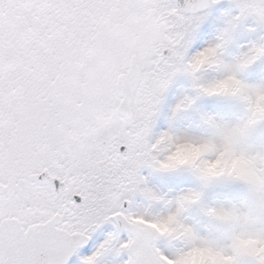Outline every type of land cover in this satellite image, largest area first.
I'll return each instance as SVG.
<instances>
[{
  "label": "snow or ice",
  "instance_id": "1",
  "mask_svg": "<svg viewBox=\"0 0 264 264\" xmlns=\"http://www.w3.org/2000/svg\"><path fill=\"white\" fill-rule=\"evenodd\" d=\"M0 264H264V0H0Z\"/></svg>",
  "mask_w": 264,
  "mask_h": 264
},
{
  "label": "rangeland",
  "instance_id": "2",
  "mask_svg": "<svg viewBox=\"0 0 264 264\" xmlns=\"http://www.w3.org/2000/svg\"><path fill=\"white\" fill-rule=\"evenodd\" d=\"M108 231H109V230H108ZM106 233H107V231H104V229H103V230H101V232H99V233L94 237V239L97 240V245H96V246H98L99 243H101V242L103 241V239L105 238V234H106ZM94 249H95V247L92 248V250H91L89 253H87L86 255L91 254V252L94 251Z\"/></svg>",
  "mask_w": 264,
  "mask_h": 264
},
{
  "label": "trees",
  "instance_id": "3",
  "mask_svg": "<svg viewBox=\"0 0 264 264\" xmlns=\"http://www.w3.org/2000/svg\"><path fill=\"white\" fill-rule=\"evenodd\" d=\"M96 245H97V240H94L93 243H92V246H91L90 250H91L92 248H94Z\"/></svg>",
  "mask_w": 264,
  "mask_h": 264
},
{
  "label": "flooded vegetation",
  "instance_id": "4",
  "mask_svg": "<svg viewBox=\"0 0 264 264\" xmlns=\"http://www.w3.org/2000/svg\"><path fill=\"white\" fill-rule=\"evenodd\" d=\"M108 230H110L108 227H106L105 229H104V231H108ZM82 255H86L85 253H81Z\"/></svg>",
  "mask_w": 264,
  "mask_h": 264
},
{
  "label": "water",
  "instance_id": "5",
  "mask_svg": "<svg viewBox=\"0 0 264 264\" xmlns=\"http://www.w3.org/2000/svg\"><path fill=\"white\" fill-rule=\"evenodd\" d=\"M88 247H89V246H87V247H85L84 249H82V251H81V252L85 251V250H86Z\"/></svg>",
  "mask_w": 264,
  "mask_h": 264
}]
</instances>
